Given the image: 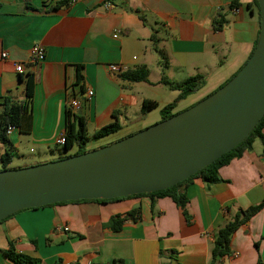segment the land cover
<instances>
[{
  "label": "crops",
  "instance_id": "crops-1",
  "mask_svg": "<svg viewBox=\"0 0 264 264\" xmlns=\"http://www.w3.org/2000/svg\"><path fill=\"white\" fill-rule=\"evenodd\" d=\"M103 1L0 0V98L18 102L32 91L31 132L17 130L0 141V169L4 154L11 169L56 160L72 100L79 102L88 138L118 123L115 133L86 144L99 149L161 122V109L171 103L175 115L214 93L257 43L254 0H111L109 9ZM61 2L66 4L52 9ZM35 44L44 48L45 59L34 65ZM109 65L126 70L112 74ZM141 68L145 82L121 79ZM162 77L175 85L199 77L203 85L176 101L180 91L160 83ZM145 100L157 107L143 113ZM179 191L187 200L183 209L167 197H138L19 211L0 222V264H14L6 255L10 245L33 264H211L217 231L264 200L261 141L221 167L216 183L194 178ZM135 209L137 219L126 220L118 232L110 229L112 217ZM230 250L220 264H264V208L233 235Z\"/></svg>",
  "mask_w": 264,
  "mask_h": 264
},
{
  "label": "water",
  "instance_id": "water-1",
  "mask_svg": "<svg viewBox=\"0 0 264 264\" xmlns=\"http://www.w3.org/2000/svg\"><path fill=\"white\" fill-rule=\"evenodd\" d=\"M256 1V46L226 84L189 109L108 146L0 171V222L61 202L163 191L237 147L264 117V0Z\"/></svg>",
  "mask_w": 264,
  "mask_h": 264
},
{
  "label": "trees",
  "instance_id": "trees-1",
  "mask_svg": "<svg viewBox=\"0 0 264 264\" xmlns=\"http://www.w3.org/2000/svg\"><path fill=\"white\" fill-rule=\"evenodd\" d=\"M256 8L258 10V19L260 21V14L258 3L254 0ZM66 2H61L53 5L52 9H59ZM237 6V2H233L231 7ZM220 27L221 24H218ZM256 46V45H255ZM255 48V47H254ZM254 50V49H253ZM252 54V53H251ZM251 56V55H250ZM32 76H29L28 81L31 82ZM121 79L127 80L129 82H145L147 80V70L144 68L127 71L121 74ZM81 80L78 76L77 81ZM162 84L168 86L171 89L179 90L180 94L177 97L176 101L184 99L188 94L192 93L195 87L203 85L202 78L193 77L187 79L180 85H175L169 82L165 77L161 78ZM174 103H171L161 109V121L171 118L174 116L172 110L174 109ZM31 105H32V91L29 88L26 92V97L22 101H15L10 97L0 98V141H5V130L8 126H14L18 132L22 134H29L32 129V114H31ZM157 107V104L152 101H143L142 103V112L147 113ZM264 128V117L258 122L255 128L250 132V134L245 138L237 147H235L230 152L221 156L218 160L214 161L212 164L208 165L201 171H199L194 176L184 180L177 185L168 188L163 191L149 193V194H140L126 198H138V197H149V198H170L177 207L183 209L186 203V197L183 193L179 191L182 185L189 183L194 178H201L202 181L206 184H213L218 181V170L229 164L233 159L240 158L245 152L250 151L252 144L255 139H259L263 146L264 154V135L262 130ZM119 129L117 122L109 124L93 134L91 138L86 136L85 124L83 117L78 114V112H72L68 106L65 112V144L60 149L59 157L56 160H62L69 158L71 156H77L87 152L85 150L86 144L90 140H99L112 133H115ZM76 148V151L71 155L69 152ZM10 156L4 154L1 156V169L0 171L9 170ZM126 198H119L113 200H79L75 202H61L57 204H66V203H85V202H95V203H107L112 201H118ZM264 208V200L257 206L248 208L247 210L238 212L226 225L219 229L214 238L213 247L211 249V264H220V260L224 257H229L231 255L230 244L233 235L238 231V229L245 225L250 219L257 214L260 210ZM36 209V208H33ZM32 209V210H33ZM139 216V209L132 210L127 213L124 217L116 216L112 217L108 223L110 229L114 232H118L123 227L126 220L131 219L135 220ZM11 217V216H10ZM9 218V217H8ZM5 220V219H4ZM7 257L14 264H33L35 261L25 255L15 253L13 246L10 245L9 250L7 251ZM112 264H124L122 260H115Z\"/></svg>",
  "mask_w": 264,
  "mask_h": 264
},
{
  "label": "built area",
  "instance_id": "built-area-1",
  "mask_svg": "<svg viewBox=\"0 0 264 264\" xmlns=\"http://www.w3.org/2000/svg\"><path fill=\"white\" fill-rule=\"evenodd\" d=\"M103 6L105 9H109L111 7V0H104L103 1ZM116 36H114L115 38ZM7 57L6 53L1 54V58L5 59ZM45 59V51L44 48L39 45L35 44L32 49H31V62L35 64H39L43 62ZM108 70L112 74L116 73H121L125 71V67H122L120 65H109ZM15 71L19 74H21L22 67L20 65H15ZM93 96V92L91 90L86 91V97L91 98ZM69 107L72 110V112H77L80 108L79 102L77 100H72L69 102ZM14 131H17V129L14 126H8L5 130V136H10ZM65 144V133L63 132L57 139L56 145L60 149L64 146Z\"/></svg>",
  "mask_w": 264,
  "mask_h": 264
},
{
  "label": "rangeland",
  "instance_id": "rangeland-1",
  "mask_svg": "<svg viewBox=\"0 0 264 264\" xmlns=\"http://www.w3.org/2000/svg\"><path fill=\"white\" fill-rule=\"evenodd\" d=\"M94 149H95V145L94 144H88V145L85 146V150H87V151H91V150H94Z\"/></svg>",
  "mask_w": 264,
  "mask_h": 264
}]
</instances>
